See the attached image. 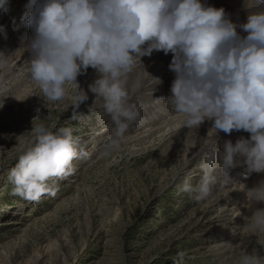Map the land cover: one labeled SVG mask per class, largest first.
<instances>
[{
	"label": "clouds",
	"instance_id": "9594fccd",
	"mask_svg": "<svg viewBox=\"0 0 264 264\" xmlns=\"http://www.w3.org/2000/svg\"><path fill=\"white\" fill-rule=\"evenodd\" d=\"M5 5L0 0V8ZM26 7L21 19L32 30L24 45L30 53L27 73L49 102L65 99V85L74 84L75 118L88 100L76 78L94 69L98 76L89 91L113 125L107 149L118 150L140 116L130 103L128 75L136 65L143 68L141 57L162 51L171 53L168 68L174 74L165 99L184 117V126L198 127L207 119L215 137L218 132L249 134L234 144L225 140L222 150L214 144L200 165L199 185L185 181L183 190L195 193L197 201L207 199L217 183V162L225 184L230 169L238 166L245 176L264 173V0H245L241 23L233 22L223 7L201 0H29ZM139 87L137 82L132 91ZM32 131L34 139L20 150L9 180L11 195L38 202L51 193L50 178L70 174L77 152L69 128L50 130L39 124ZM247 197L264 205V181L250 188ZM248 231H264V207L253 213ZM241 264L259 261L246 254Z\"/></svg>",
	"mask_w": 264,
	"mask_h": 264
},
{
	"label": "rangeland",
	"instance_id": "374dc122",
	"mask_svg": "<svg viewBox=\"0 0 264 264\" xmlns=\"http://www.w3.org/2000/svg\"><path fill=\"white\" fill-rule=\"evenodd\" d=\"M77 80L82 91L84 74ZM65 87L61 101L49 102L38 90V109L30 96L27 104L0 110V264H241L246 254L264 264V231L246 237L236 229L226 236L242 241L223 251L214 245L226 237L215 234L222 219L212 231L205 226L207 199L183 190L185 181L199 185L202 174L187 173L167 148V136L121 142L118 150L90 144L92 131L110 117L88 99L73 118L78 91ZM39 124L71 129L77 156L70 174L50 178L51 193L31 202L11 195L9 174ZM9 220L21 224L2 223Z\"/></svg>",
	"mask_w": 264,
	"mask_h": 264
},
{
	"label": "bare ground",
	"instance_id": "6f19581e",
	"mask_svg": "<svg viewBox=\"0 0 264 264\" xmlns=\"http://www.w3.org/2000/svg\"><path fill=\"white\" fill-rule=\"evenodd\" d=\"M201 2L217 8L223 7L229 18L235 23L246 20L245 0H201ZM28 3L29 0H6L5 8H0V60L4 62L3 66H0V100L3 101L0 110L4 113L11 110V105L16 108L22 102L27 104L26 98L30 96L35 108L39 107L36 95L39 87L27 73V61L30 53L24 49V45L32 35V30L21 19L23 14L28 11L26 7ZM237 31L241 35L245 34L239 28ZM170 61L171 53L166 55L162 51H153L150 56L141 57L143 68L136 65L128 75L127 87L130 92V103L136 105L140 116L136 122L130 125L122 142L127 145L147 140L149 143L154 135H165L169 138L167 148L172 155L175 154L177 159L180 158V164L185 167L187 173L194 174L197 171L203 176L204 173L200 165L214 144L217 149L222 150L225 140L234 144L239 137L248 138L249 134L242 130L233 131L228 135L218 132L216 139L211 129L212 122L207 119L198 127L184 126V117L174 112L165 99L171 94L170 86L174 79V74L168 68ZM83 74L85 78L83 91L89 92L87 93L89 94L88 99H94V94L89 91V85L97 78L98 73L94 69L88 68L76 79ZM153 78H158L159 83H156ZM137 82L140 87L133 92L132 89L137 85ZM95 104L98 105V111L104 112L98 102ZM107 120L109 122H103L99 128L92 131L94 141H91L90 144L94 142L100 146L106 145L113 127L111 120ZM138 123H144L143 130ZM89 147L90 150H93L90 145ZM213 175L217 178V183L211 186V195L207 198L206 204L202 205L205 226H208L212 231L216 221L222 219L215 234L226 236L229 233H235L236 229L242 228L246 237H250L252 234L258 235L256 234L259 233L258 231L250 233L248 228L253 213L264 205L251 202L247 197V192L259 182L264 181V173H252L250 176H245L243 168L238 166L230 169L231 180L225 184L223 173L217 162ZM27 214L24 216H28ZM11 222L12 224H21L19 221L11 220L2 223L9 225ZM211 237L218 238L219 236ZM242 239L234 241L226 236L219 244L214 245L219 251H223L225 247H230L233 241L237 244ZM211 242L215 243L216 241Z\"/></svg>",
	"mask_w": 264,
	"mask_h": 264
}]
</instances>
